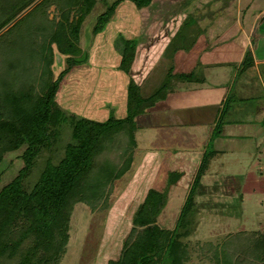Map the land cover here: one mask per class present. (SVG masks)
Listing matches in <instances>:
<instances>
[{
    "label": "trees",
    "instance_id": "16d2710c",
    "mask_svg": "<svg viewBox=\"0 0 264 264\" xmlns=\"http://www.w3.org/2000/svg\"><path fill=\"white\" fill-rule=\"evenodd\" d=\"M35 1L0 0V29ZM96 1L40 0L0 33V41L11 36L12 41L17 39L21 43L11 53L12 63L19 66L22 72L29 73L32 70L34 73L35 62H40L37 91L28 83L22 87L10 85L6 89L2 83L0 91V164L6 153L23 147L18 155L21 166L0 188V264H59L68 244L74 204L83 202L95 210L99 201L105 200L108 195L106 187L128 170L132 147L136 143V117L165 99L179 81H203L196 70L201 66L200 63L188 72L175 69L178 51H187L194 43L191 42L188 49L183 47L187 35L181 32L185 25L182 22L165 45L159 63L151 73V80L148 79V83L143 85L132 78L128 80L125 116L115 118L109 115L100 121L66 110L55 97L64 76L73 66L81 65L88 59L87 51L79 46L80 28ZM100 1L105 4V10L96 16L91 27L92 35L104 28L116 7L124 0L110 3L107 0ZM129 1L138 9L153 2ZM49 4L56 5L60 11L59 18L51 22L45 17V6ZM19 27L21 30L16 31ZM38 33L42 34L41 40L33 44L32 36ZM121 40L117 67L128 74L138 41L123 37ZM9 46H12L11 43ZM56 53L62 56L64 65L54 77L51 66ZM252 64L253 57L247 50L239 71ZM230 102L229 98L223 102L222 112L228 109ZM223 116L219 114L220 120ZM66 127L69 129V138L63 145V154L54 161L50 154L61 140ZM120 132L127 139L120 161L98 160L104 148L116 144L119 139L116 135ZM219 133L220 130L215 131L202 153L173 227H161L157 218L167 203L169 187L182 176L179 169L167 172L162 190H147L132 214V226L119 256L108 260L107 264H184L189 260L186 239L194 222L197 197L201 195V177L217 154L213 140ZM35 171L37 177L31 184L29 178ZM227 236L230 237L229 241L213 248V258L217 264H243L241 259L245 260V255L237 260L228 257V251L236 250L234 247L240 241H243L241 244H244L246 251L264 261V234L238 231ZM227 244L230 248L226 247ZM217 251L221 252V257L216 254Z\"/></svg>",
    "mask_w": 264,
    "mask_h": 264
},
{
    "label": "rangeland",
    "instance_id": "374dc122",
    "mask_svg": "<svg viewBox=\"0 0 264 264\" xmlns=\"http://www.w3.org/2000/svg\"><path fill=\"white\" fill-rule=\"evenodd\" d=\"M39 1L36 0L2 29L10 23L13 24ZM111 1L113 0H107L108 3ZM246 3L248 6L253 3V7L250 6L244 15V30L248 29L245 23L251 21L252 12L256 9L255 5L263 4L264 0H247ZM237 7L243 9L241 11L243 13L246 7L245 0H207V2L153 0L152 4L141 9L136 8L131 1L124 0L116 7L104 28L96 35H92L91 27L96 16L105 10V4L97 0L90 13L85 16L80 28L79 46L87 51L88 59L81 65L73 66L61 80L55 97L57 102L70 112L96 120L101 119L100 121L109 115L115 118L125 116L128 80L132 78L142 85L148 83V79L151 80V73L159 63L160 53L179 23L185 24L181 32L187 35V42L183 40V47L188 49L191 42L195 43L199 34L205 32L198 29L195 14L201 11L206 13L205 16L209 14L207 19L209 29L214 31L222 28L218 27L216 21L224 17L226 21L229 20L227 27L230 26L232 33L238 35V31H241L236 25L238 22H235L233 13L236 12ZM59 12L54 4L45 6V17L50 22L59 18ZM212 23L214 25L210 27ZM41 36L40 33L34 34L33 44H37ZM122 37L135 38L138 41L134 56L136 61L134 63L133 60L128 74L117 67L120 61L119 49L122 45ZM10 43L12 46H9ZM20 44L17 39L12 41L11 36L0 41V91L2 83L4 87L6 86L4 89L9 88L10 85L22 87L28 83L32 84L35 91L38 90L40 62H35L34 73L32 70L24 73L19 66L12 63L11 50H16L14 47L18 48ZM62 60L59 54L54 55L51 66L54 77L63 68ZM133 63L135 72L132 73ZM220 110V114L223 115L228 112V110L224 112ZM262 120L264 122V117ZM217 121H221L219 115ZM148 128L135 131L136 143L132 147L131 164L121 177L106 187L105 191H108L106 199L99 201L95 210H91L83 202L74 204L69 222V240L59 264H107L108 260L116 259L131 229L132 214L147 190L149 188L162 190L165 187L167 172L179 169L182 171V176L169 187L167 203L157 218L161 227H173L200 159L189 155L185 157L178 155L180 140H185L183 136L185 128ZM203 128L205 127H200L198 129L200 132L196 134L199 139H203L205 135L206 142L208 136H212L216 130H222L223 127L221 122L211 127L212 130L206 127L205 131H202ZM191 132L193 133L192 130ZM261 134L262 131L258 136ZM116 136L119 138L116 144L104 148L98 160L104 158L120 161L127 139L123 132ZM68 138L69 129L66 127L61 140L50 154L54 161L63 154V145ZM259 138L256 141L259 147L251 151L229 153L226 156H229L230 161L222 165L223 169L219 164L212 165L211 162L201 177L199 187L201 195L197 197L194 222L191 224V233L186 239L190 258L184 264H217L213 258V248L226 240L229 241L230 237L227 235L238 231H256L258 234H264V129L262 137ZM191 141L192 144H196L194 138ZM206 144L199 145L201 150L206 149ZM22 149L23 147L5 154L4 161L0 164V188L21 166L18 155ZM190 149L192 148H184V151L193 152ZM36 177L35 171L29 182L32 184ZM241 242L243 241L234 247L236 250L228 251L230 259H241L245 255L246 259H241L243 264H264L263 259L246 251V247H243L244 244ZM228 245L226 247L230 248ZM216 254L219 256L221 252L217 251Z\"/></svg>",
    "mask_w": 264,
    "mask_h": 264
},
{
    "label": "crops",
    "instance_id": "0c3cea01",
    "mask_svg": "<svg viewBox=\"0 0 264 264\" xmlns=\"http://www.w3.org/2000/svg\"><path fill=\"white\" fill-rule=\"evenodd\" d=\"M246 2L247 0H245L246 7L243 13H241L243 9L238 7L236 12H233L235 22H238L236 25L241 31H238V35L232 33L230 26L227 27L229 20L226 21L224 17L216 21L218 27L222 28L214 31L209 29L207 20L209 14L205 16L204 11L195 14L198 29L205 32L199 34L198 41H195L188 52L178 51L175 69L188 72L200 63L201 66L196 70L198 77H203V81H179L165 99L156 102L145 113L136 117L138 125L136 132L149 129L148 127L185 128L186 130L183 131L185 140H180L178 155L184 157L189 155L200 159L203 150L199 145H205L206 142L208 144L211 136H208L205 142V135L203 139H199L196 133L200 132L198 131L200 127L213 128L215 126L220 109L223 108V102L229 98L231 102L227 109L228 112L221 120L223 128L213 140V147L217 154L211 159L212 165L219 164L223 169L222 165L230 161L229 156H226L229 153L251 151L259 147L256 141L262 137L264 129L262 126L264 117V3L255 5L256 9L252 12L251 21L245 23L248 29L244 30V15L250 6V8L253 7V3L248 6ZM200 24L203 25L200 26ZM179 25L180 23L178 27ZM213 25V23L210 24V27ZM242 35H244L243 38ZM247 50L251 52L253 64L239 71L240 63ZM134 63L132 73L135 72L133 71ZM205 128L201 130L205 131ZM261 131V136H258ZM193 138L196 144H192L191 139ZM184 148H192L190 150L193 152L187 153ZM262 172L260 168V173Z\"/></svg>",
    "mask_w": 264,
    "mask_h": 264
},
{
    "label": "water",
    "instance_id": "95a60500",
    "mask_svg": "<svg viewBox=\"0 0 264 264\" xmlns=\"http://www.w3.org/2000/svg\"><path fill=\"white\" fill-rule=\"evenodd\" d=\"M16 19H17V18H16ZM14 21H15V20H14ZM14 21H13V22H14ZM10 24H11V23H10ZM10 24H9V25H10ZM9 25H8V26H9ZM8 26H6V27H8ZM6 27H5V28H6ZM5 28H4V29H5ZM4 29H2L0 32H2Z\"/></svg>",
    "mask_w": 264,
    "mask_h": 264
}]
</instances>
